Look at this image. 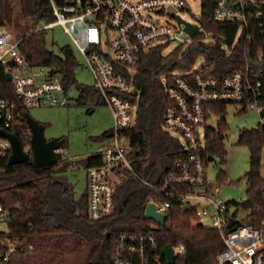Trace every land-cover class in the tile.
<instances>
[{
    "label": "built area",
    "instance_id": "obj_1",
    "mask_svg": "<svg viewBox=\"0 0 264 264\" xmlns=\"http://www.w3.org/2000/svg\"><path fill=\"white\" fill-rule=\"evenodd\" d=\"M199 1L200 16H195L193 22L181 16L183 12L191 11L187 0L53 3L54 21L44 23L36 30H48L56 25L63 27L82 55L83 67L91 73L92 86L101 92L106 106L112 111L113 134L101 148L102 164L87 169L88 217L98 220L112 214L118 188L134 178L142 188L149 186L161 194L162 198L148 202L155 205L158 214L167 218L172 203L178 201L182 210L185 205L191 206L187 212L193 213L194 222L207 218L211 222L208 227L221 232L224 248L216 254L213 264H264V189L262 206L251 209L230 206L229 201L220 196V187L208 181L204 156L205 128L209 118L216 116L212 108L215 104H235L242 109L254 107L258 112L263 109L264 68L257 66L264 61V0ZM211 7L209 21L237 27L232 44L222 45L227 55L241 38L252 41L257 37L261 43L256 51L253 45L247 50L251 58L247 59L245 67L230 75H207L208 65L198 59L187 71L162 76L171 100L164 114L163 128L179 140L188 154L172 165L167 161L164 168L162 160V170L168 172L158 176L159 182L155 184L135 170L131 141L125 134L137 122L140 94L134 84L137 66L144 52L162 47L165 53L173 41L186 45L202 36L206 42H215L213 33L201 24ZM186 23L199 27L195 35L189 33ZM0 66L6 68V76L11 74L10 81L19 101L0 99L2 159L9 158L11 144L1 131L10 132L22 108L63 107L68 106L72 98L62 73L28 61L20 50V39L3 27H0ZM240 211L244 212L242 218ZM231 218L235 219L232 225ZM8 220V213L0 204V230H7ZM173 248L175 255L185 249L182 244ZM14 252L15 245L8 244L1 253L0 264L8 261ZM112 263L163 264V258L154 235L124 233L112 255Z\"/></svg>",
    "mask_w": 264,
    "mask_h": 264
},
{
    "label": "trees",
    "instance_id": "obj_2",
    "mask_svg": "<svg viewBox=\"0 0 264 264\" xmlns=\"http://www.w3.org/2000/svg\"><path fill=\"white\" fill-rule=\"evenodd\" d=\"M69 1L0 0V27L20 37V50L28 61L60 71L67 90H78L76 102L94 112L98 106H106L105 99L92 85L77 80L75 72L79 60L74 49L65 46L57 54L47 47L46 30H36L38 26L54 21L53 3L63 5ZM212 11V7L209 8L201 24L213 33L215 42H206L202 36H197L193 42L177 46L168 54L162 47L154 48L142 54L137 66L134 78L140 93L137 122L125 134L131 141L135 170L155 184L159 182L158 176L168 172L162 170L164 158L172 165L188 154L179 140L163 128L164 114L171 100L166 94L162 76L174 71H187L198 59H203L208 65L207 75L224 77L243 69L247 59L251 58L247 50L253 45L256 51L261 43L257 37L252 41L241 38L232 53L227 55L222 45L232 44L237 27L209 21ZM257 67L264 68V61ZM0 99L19 103L3 66H0ZM261 102V121L254 128L240 131L238 140V144L246 146L250 152V167L245 174L249 186L247 197L242 202L229 201L230 206L251 209L263 205L264 94ZM229 105L219 103L212 107L220 120L217 127L207 125L205 128L207 166L209 157L215 159L219 156L221 163L227 160L225 139L229 128L226 121ZM246 110L242 109L240 113ZM26 113L29 109L22 108L9 131L18 136L29 152L27 146L31 133ZM112 134L113 129L110 128L93 139L105 143ZM64 139L63 149L67 146V139ZM67 160L63 154V159L56 165L42 167L31 160L10 164L8 158L0 159V204L9 216L7 230H0V260L7 245H15V252L2 264H113L112 255L124 233L154 235L163 264H169L164 256L166 247L179 244L185 247L182 252H177L173 264H213L216 254L223 250L221 232L194 224L193 213H184L178 201L172 203L164 224L148 219L145 214L148 202L162 196L149 186L142 188L134 178L118 188L112 214L91 220L88 217V187L86 185L82 196L76 197L74 185L66 176L70 166ZM81 164L86 170L101 165L102 150L91 153ZM218 179L224 182L227 176L220 171ZM80 255H85V259L77 261L75 256Z\"/></svg>",
    "mask_w": 264,
    "mask_h": 264
},
{
    "label": "rangeland",
    "instance_id": "obj_3",
    "mask_svg": "<svg viewBox=\"0 0 264 264\" xmlns=\"http://www.w3.org/2000/svg\"><path fill=\"white\" fill-rule=\"evenodd\" d=\"M191 5V11L181 14L182 18L188 22H193L195 16H200V1L187 0ZM46 32L47 47L57 54L61 49L70 46L74 49L79 60L76 69V77L79 83L92 85L93 78L89 70L83 67V58L73 39L60 25L48 29ZM15 37H20L14 33ZM180 45V42L173 41L167 46L165 53H170ZM202 61V60H201ZM71 102L63 107H40L29 110L30 115L37 121L46 124L45 136L47 139L66 138L67 146L62 149L65 160L70 162L66 176L74 185L76 197L82 196L86 189L87 170L81 161L91 153L101 149L104 143L94 141V137L100 136L103 132L113 127L114 120L112 111L108 106H98L94 112H89L87 106L80 105L75 99L79 96L77 89L70 92ZM242 107L235 104L228 106L226 121L228 131L225 139V149L227 151L226 162L221 163V158L216 156L210 161L208 166V181L220 187V196L226 201L242 202L247 197L248 183L245 177L249 170V149L244 145H239L240 131L251 129L261 121L260 113L254 107H248L246 111L240 113ZM220 118L211 116L208 125L217 127ZM30 150V144L27 146ZM223 171L227 176V181L219 182L218 176ZM261 173L264 175V150L262 157ZM202 204L205 203L202 201ZM239 217H244V212L240 211ZM196 225L210 226L211 222L207 218L194 222ZM77 261L85 259V255L75 256Z\"/></svg>",
    "mask_w": 264,
    "mask_h": 264
},
{
    "label": "water",
    "instance_id": "obj_4",
    "mask_svg": "<svg viewBox=\"0 0 264 264\" xmlns=\"http://www.w3.org/2000/svg\"><path fill=\"white\" fill-rule=\"evenodd\" d=\"M181 21V20H180ZM187 24V30L191 35H195L199 29L196 25ZM11 74H7V79L11 80ZM25 119L28 124L31 139H30V151H26L23 147L22 141L17 135L8 132L1 131V135L9 140L11 144V154L8 158L10 164H18L31 160L34 164L42 167L56 165L63 159L62 149L65 144V139H47L45 136L46 126L33 118L30 113L25 114ZM214 157H209V161H213ZM167 159H163V168L166 166ZM191 209L190 205H185L183 210L187 212ZM146 217L148 219H154L161 224H164L166 216L158 214L156 212L155 205L153 203L148 204L146 207ZM234 218H231L230 225L233 224ZM164 253L169 264L175 262V253L173 247L164 248Z\"/></svg>",
    "mask_w": 264,
    "mask_h": 264
}]
</instances>
